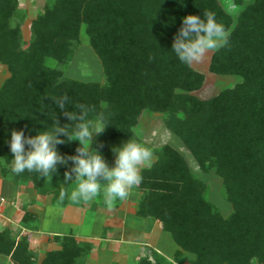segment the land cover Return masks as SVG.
Returning <instances> with one entry per match:
<instances>
[{
	"label": "trees",
	"instance_id": "trees-1",
	"mask_svg": "<svg viewBox=\"0 0 264 264\" xmlns=\"http://www.w3.org/2000/svg\"><path fill=\"white\" fill-rule=\"evenodd\" d=\"M232 13L221 0H45L26 35L27 11L20 0H0V64L8 75L0 86V173L14 183L32 184L52 204L66 206V166L44 178L27 170L11 171V131L25 135L72 123L53 98L67 94L66 110L76 105L93 110L110 124L96 137L106 161L113 147L139 138L143 115L161 113L168 131L189 150L204 172L222 179V194L232 206L224 216L209 199V185L197 176L184 154L171 143L151 148L150 167H143L135 213L154 217L177 244L173 260L152 251L138 264H264V0H233ZM215 14L230 33L229 46L211 54L209 70L241 80L208 98L196 94L205 73L180 62L172 51L183 17ZM101 61L103 81L67 75L82 36ZM152 57V59H150ZM65 139V137H61ZM78 141L57 145L75 155ZM71 162H69V166ZM100 206L109 209L104 195ZM23 222L39 228V216L26 211ZM57 249L42 260L28 234L0 229V256L13 264H86L93 247L72 232L55 235ZM152 257V258H151Z\"/></svg>",
	"mask_w": 264,
	"mask_h": 264
},
{
	"label": "clouds",
	"instance_id": "clouds-1",
	"mask_svg": "<svg viewBox=\"0 0 264 264\" xmlns=\"http://www.w3.org/2000/svg\"><path fill=\"white\" fill-rule=\"evenodd\" d=\"M203 15V19L192 14L183 17L182 26L173 39L172 51L180 62L188 66L202 62L209 52L229 46L230 33L222 23L217 22L215 14L204 11ZM68 100L67 94L53 98L72 123L61 126L55 119L51 130L38 131L36 135L26 136L23 129L11 131L8 142L13 154L11 171L19 175L27 170L48 178L57 172L58 166L63 165L66 166L65 183L75 182L76 187L70 196L62 190L61 200L68 196L74 203H90L102 189L109 206L117 199H128L131 190L142 183L141 168L151 166L152 149L130 139L122 146L111 149L115 160L114 166L110 167L100 151L104 144L93 147L96 137L103 134L110 124L104 117L93 123L89 119L93 109L89 106L76 105L78 112L66 110ZM62 136L68 142H79L75 155H62L58 151L57 145L66 143Z\"/></svg>",
	"mask_w": 264,
	"mask_h": 264
},
{
	"label": "crops",
	"instance_id": "crops-1",
	"mask_svg": "<svg viewBox=\"0 0 264 264\" xmlns=\"http://www.w3.org/2000/svg\"><path fill=\"white\" fill-rule=\"evenodd\" d=\"M114 158L115 156L112 158L111 163L115 160ZM74 183L68 184V196L74 188ZM33 187L32 184H14L4 179L0 173V229L12 226L17 237L28 234L30 247L37 253L39 260H42L48 251L58 248V245L53 241L55 235H64L71 232L78 239L91 242L93 245L86 264H98L106 253L110 254L112 258H116V255L123 251L121 244L137 246V249L140 250L138 254L151 255L152 251H156L169 260H173L178 246L174 242L175 247L171 253H164L165 245L162 240L164 237H156V230H162L160 221L154 217H141L135 213V206L140 197V192L136 188L135 190L139 194L136 200L131 198L132 195L123 201L117 199L116 205L109 206V209L99 205L100 199L104 195L102 189L91 202L92 209L95 210L96 219H99V222L94 225L95 228L91 233H87L88 231L86 232L83 227L82 230L84 231H79L74 227V225L82 226L84 221L82 216L80 217L74 212L70 215L72 211L69 209L72 206L69 198L67 205L64 207L54 205L52 204L51 195L40 194ZM1 198L5 200L1 202ZM74 209H76V205ZM26 211L39 216L40 223L37 230L27 228L23 222V215ZM138 254L136 256L137 263ZM187 254L184 255V264H193L194 256L191 263H189ZM0 264L13 263L10 257L0 256Z\"/></svg>",
	"mask_w": 264,
	"mask_h": 264
},
{
	"label": "rangeland",
	"instance_id": "rangeland-1",
	"mask_svg": "<svg viewBox=\"0 0 264 264\" xmlns=\"http://www.w3.org/2000/svg\"><path fill=\"white\" fill-rule=\"evenodd\" d=\"M221 1L232 13H237L239 7H237L233 3V0H221ZM44 3L45 0H20V7L27 11V19L24 23L25 24L24 29L27 33L26 34L27 36L29 34V29L32 19H34L42 11ZM212 53L213 52H209L202 62L193 64V66L196 69L204 72L205 73L204 75H206V82L204 86L196 92V94L202 98H208L210 96H213L221 89L225 87L234 86L237 82L241 80L239 76H235V75L222 76L212 73L209 70V61ZM7 74L8 71L6 70L5 66L0 64V82L4 80ZM67 75L82 81H98V82L103 81V68L101 65V61L97 56V54L94 52V50H92V48L89 46L87 42V37L85 35L82 36L81 44L76 49L74 59L68 66ZM138 131H139V138L134 140L142 143L143 145L149 148H157V147H161L166 143H171L177 149H179L184 154L185 158H187V160L189 161L194 173L208 183L209 199L214 203V205H216L221 210L220 212H222L224 216H227L231 213L230 211H232L231 210L232 206L228 201H226V199L222 194V184H221L222 179L219 176H217L212 170H210L209 172H204L199 168L197 162L195 161L194 157H192V154L189 152V150L185 148V146L174 134L168 131L164 123V117L161 113L150 114L146 112L142 117ZM118 145L119 147L122 146V144H118ZM112 158L110 161H107L110 167L114 166V161L113 163H111ZM70 183H74V182L70 181L68 184ZM22 184L25 185L28 183H22ZM73 187L74 190L76 187L75 183ZM131 195H132L131 198L135 200L139 196L135 188L131 190ZM70 203L72 206L71 209H69L72 211L70 215H72L74 212L76 215H80V217L82 216V219L84 221L82 226L74 225V227L79 231H81L83 227L84 230H86V232L88 231L87 233L89 232L91 233L95 228L94 225L99 222V219H96L95 210L92 209L91 202L84 203L83 201H81L80 203H74L71 201ZM116 203L117 201L114 202L110 207H113L114 205H116ZM83 204L86 205L83 206ZM75 205H76V209H74ZM159 230H156V237H160V236L164 237V239H162L165 245L163 251L164 253L170 254L172 249L175 247V243L172 240V237L169 233L164 232L161 229ZM121 247L123 251L122 253L117 254L116 258H112L110 254L106 253V255L102 257L101 261H99L98 264H118V263L138 264L136 261V256L140 252V250L137 249L138 247L130 246L126 244H121ZM128 248L130 249L128 250ZM124 249H126V251H124ZM138 255H139L138 258V262H139L140 258L145 256L146 254L140 253ZM187 255H188L189 263H191V259H193V255L189 253ZM115 261L118 263H116Z\"/></svg>",
	"mask_w": 264,
	"mask_h": 264
},
{
	"label": "built area",
	"instance_id": "built-area-1",
	"mask_svg": "<svg viewBox=\"0 0 264 264\" xmlns=\"http://www.w3.org/2000/svg\"><path fill=\"white\" fill-rule=\"evenodd\" d=\"M5 199L4 198H1V202L4 201Z\"/></svg>",
	"mask_w": 264,
	"mask_h": 264
}]
</instances>
